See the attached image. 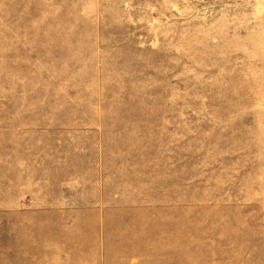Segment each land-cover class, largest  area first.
Listing matches in <instances>:
<instances>
[{"label":"rangeland","instance_id":"obj_1","mask_svg":"<svg viewBox=\"0 0 264 264\" xmlns=\"http://www.w3.org/2000/svg\"><path fill=\"white\" fill-rule=\"evenodd\" d=\"M0 264H264V0H0Z\"/></svg>","mask_w":264,"mask_h":264}]
</instances>
